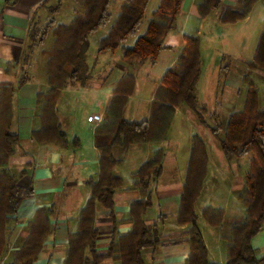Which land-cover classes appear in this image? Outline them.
<instances>
[{
  "label": "trees",
  "instance_id": "trees-1",
  "mask_svg": "<svg viewBox=\"0 0 264 264\" xmlns=\"http://www.w3.org/2000/svg\"><path fill=\"white\" fill-rule=\"evenodd\" d=\"M49 0H43L41 5ZM258 0H240L238 12L225 9L221 21L225 24L242 20ZM183 0H160L159 6L149 19L146 31L139 36L131 49L123 50L122 61L130 66L153 62L163 49V40L175 27V22ZM222 0H201L198 6L201 17H206L217 9ZM80 10L66 25H56L53 18L43 26L39 35L30 30V38H37L39 46L51 34L52 45L42 52L47 56L45 64L48 94L37 100L39 128L31 137L43 144L54 143L62 148L77 146L78 139L66 141L56 119L55 104L63 89L80 79L86 68L85 54L89 37L103 28L111 18L108 12L111 0H78ZM149 0H124L120 12L107 35L100 40L97 54L115 52L129 37L136 35L145 18ZM57 7L54 10L56 11ZM53 13V12H52ZM33 27V26H32ZM31 27V29H32ZM32 31V32H31ZM200 40L198 37H185V46L178 57L177 64L168 69L155 91L149 117L140 123L126 122L123 110L135 86L133 75L118 80L113 95L104 111V120L97 125L95 144L99 150L97 180L87 181L90 197L78 213L76 231L68 237V248L64 264H102L112 259L119 264H145L143 252H154L162 243L161 225L165 217L146 225L143 217L151 207V186L162 173L165 158L162 149L156 150L152 158L142 164L134 173V188L139 190L142 199L130 205L129 219L132 229L124 235H112L105 253L96 250L98 232L95 228V208L102 206L113 219V196L121 187V178L113 173L120 163L112 155L113 148L123 152L134 144L162 142L167 139L176 108H189L198 123L208 129L217 141L227 162L250 155L243 187L238 199L245 207L246 216L241 223L233 224L227 238V261L225 264H264V256H259L252 247L251 240L264 227V109L259 106L258 89L248 76L243 77L244 104L238 112L229 116L225 127L206 124L204 108L198 105L194 88L200 74ZM250 70L264 73V28L260 33L254 55L247 63ZM18 85L28 80L26 74L18 76ZM13 86L0 87V264H33L44 247L48 234L54 232L50 222L53 210L38 209L28 224V236L13 260L4 263L8 249L7 233L17 221V211L25 198L32 196L29 187L23 189L19 178L24 174H13L8 168V159L15 153L19 138L9 131L12 116L11 98ZM42 111V112H41ZM222 133V135H221ZM208 159L203 140L192 136L186 182L180 196L179 206L174 218L180 224H188L187 242L189 256L185 264H218L209 260L207 249L199 228L195 202L207 173ZM145 198V199H144ZM223 213L220 209L207 207L203 217L210 226L221 224Z\"/></svg>",
  "mask_w": 264,
  "mask_h": 264
},
{
  "label": "crops",
  "instance_id": "crops-1",
  "mask_svg": "<svg viewBox=\"0 0 264 264\" xmlns=\"http://www.w3.org/2000/svg\"><path fill=\"white\" fill-rule=\"evenodd\" d=\"M150 1L151 0H149V3ZM200 1L201 0H183L181 4L175 22V28L178 27V23L180 24L177 35V38H179L177 44L178 48L175 49L177 52L170 51V47L164 45L171 30L164 38L163 49L156 60L153 62L146 60L142 64L130 66L122 61L123 50L131 49L136 39L144 34L148 21L159 6L160 0H155L152 7L148 3L144 18V20L146 19V26L140 30L144 25L143 20L136 35L126 39L115 51L118 54L120 62H123L121 64L125 65L121 74H118L115 78L107 82L109 92L100 97L102 100H105L106 105L101 111L88 110L89 113L86 115L85 120L81 121V124L85 128H89L90 131H85L84 133L76 132L78 136H72L71 139L68 137V132L63 127L59 118L58 106L63 94L62 92L69 86H74L76 84L72 85L71 83V85L69 84L62 90L55 104L56 119L61 126L62 132L65 134L66 141L70 142L73 138H79L77 146L62 148L54 143L43 144L31 137V133L36 131L40 125L37 116V100L48 90L45 75L47 56L43 53L49 50L53 41L52 35L49 34L42 45H34L33 47L31 45V27L35 24H39V21H43L41 25L46 23L47 18L45 19L43 16H38V13L41 12L40 10L45 6L41 5L43 0H0V87L2 84H8L15 89L11 98L12 116L9 131L16 134L19 138L18 144L15 147V153L8 159L7 168L15 175L24 172L19 178L18 184L23 189L30 187L33 191L32 196L22 201L17 211V221L11 226L7 233L8 247L12 252V259L9 262L13 260L15 251L19 250L23 240L28 236L29 231L27 226L32 221L35 212L41 208H50L53 210L50 222L55 230L45 238L44 247L33 264H64L68 248V237L76 231L78 213L90 197V188L87 186V181H89V179L93 182L97 180V161L99 157V150L95 144L97 125L87 123L86 118L91 114H101L104 118V111L109 99L113 95V88L118 80L126 75H133L135 77V73L143 67L145 68L146 65L157 64L161 58V54H163L162 52L167 48L169 53L172 54L164 61L165 70L157 78V82L156 80L153 82L152 93L147 103L145 102L147 106L137 103L136 108L132 109V111L129 109L130 102L136 89L134 86V91L123 110L122 116L126 122L140 123L145 121L150 115L151 103L154 99L155 91L160 85L166 71L177 64L178 57L185 46V37L187 36L198 37L200 40V74L196 85L199 83L203 74L201 35L206 28L211 30L212 26H217V30L220 34L216 35H220V41L224 45L223 50H221L219 54L223 59L228 60L229 65L220 66L221 61L218 59V55H215L211 65L215 68L216 75H218L220 71V75L223 72L225 76L223 79H216L213 81V84L215 88H219L221 82V93L223 96L220 101L216 99L217 95L213 97L210 105L212 107L204 109V112H207L208 120H205V117H203L206 124L210 127H213L209 123L210 119L216 122V124L221 125V127H225L229 116L234 112L240 111L243 107L245 98V87L242 83L243 77H250L256 84L255 75L258 74L257 72L263 73L260 70H250L247 63L251 61L254 55L260 33L264 28V0H258L251 11L242 20L229 24H225L221 21L222 13L225 9L238 12L241 8L240 0H222L218 7L220 8V12L213 18V12L218 8L208 16L201 17L198 10ZM120 6L119 3V5L115 7L116 10L114 14H111V18L107 24L89 37L90 48L92 37L97 35L95 39L96 53L100 40L107 35L108 31L113 26L120 12ZM259 6H261L260 10L262 12L256 17L254 14ZM79 8H74L71 12L56 10L55 15L51 17L56 23L55 26L59 24H68L74 16L77 15L80 10ZM149 10H151L150 18H147L146 13ZM51 18H49V20ZM235 26H239L241 35L236 36L226 32L230 31V28ZM246 29L248 33L252 34L242 35L245 33ZM223 30H226L225 34L222 33L224 32ZM102 31L103 33L100 34ZM226 57H229V59ZM21 73L26 74L28 80L18 85V76ZM77 85L81 84L77 83ZM85 85L92 86V84L89 83ZM261 108L264 109V107ZM194 118L195 115L189 108L180 106L175 110L165 141L134 144L125 152L119 148H113L112 155L115 159L120 161V163L114 167L113 173L121 178V187L116 190L113 196L114 204L112 216L114 222L108 211L102 206L97 205L95 208L94 223L98 232L96 250L99 253H105L112 240L113 234L124 235L131 231L132 222L129 219L130 205L132 202L143 198L139 190L133 187L136 182L134 173L142 164L152 158L156 150L162 149L165 154L162 173L159 179L151 186V207L146 212L143 220L146 225H151L157 221L158 216L165 217L161 225L163 241L154 252L150 250L143 252V259L145 264H185L190 252L187 242V229L189 225L180 224L175 220L174 215L177 212L180 196L186 182L191 139L192 136L196 134H194L193 128L190 126L186 128V150L181 153L178 163L177 160L179 155L172 150L169 151L167 144L170 143L172 126L177 119H179L182 125L191 122L193 127L195 122ZM199 125L202 126L201 124ZM203 128L210 134L208 129L205 127ZM210 136L217 143L211 134ZM199 137L203 140L201 136ZM85 140H89V153L83 156L75 155V150L83 148ZM205 148L208 168L200 194L195 202V211L198 215L197 227L205 243L209 260L213 263L225 264L227 261L226 245L227 238L230 235V228L233 224L241 223L246 216L245 207L238 199V194L243 187L244 175L247 172L248 163L246 162L245 166L242 165V161H240L242 162L241 164L237 162L234 165L222 162L215 163L209 154L208 145L205 144ZM221 154L223 155L222 152ZM172 161V165L174 166L173 169H175V166H178L177 173H170L168 180H165L167 164ZM153 194L154 198L152 196ZM57 198H60V207L54 204L53 199ZM61 202H63V204H61ZM69 203H75V211L69 209L70 214H67L65 207H67ZM63 205L64 208L62 207ZM154 205L156 206L155 212L153 211ZM207 207L220 209L222 211L223 216L220 226H210L204 219L203 211ZM263 231L264 227L262 231L251 240V245L256 249L257 254L259 247L256 246L255 238ZM5 258H7V256ZM104 263L119 264L112 259H105L102 264Z\"/></svg>",
  "mask_w": 264,
  "mask_h": 264
},
{
  "label": "rangeland",
  "instance_id": "rangeland-1",
  "mask_svg": "<svg viewBox=\"0 0 264 264\" xmlns=\"http://www.w3.org/2000/svg\"><path fill=\"white\" fill-rule=\"evenodd\" d=\"M124 1L122 0H111V4L109 5L108 12L110 14H114L115 7L117 5H122ZM155 0H151L149 5H154ZM43 9H41L40 13H38V16H43L46 19V22L55 15V12L52 11L57 7V10L61 12H71L74 8H79L78 0H49L45 4H43ZM261 6L257 8L255 11L256 17L261 14L260 10ZM80 9V8H79ZM151 9V8H150ZM53 12V13H52ZM220 12V8L215 10L213 12V16H217V14ZM151 10H149L146 13V17L150 18ZM262 16V15H260ZM254 17V16H253ZM43 21H39V24H35L32 27L33 34L39 35L43 26L41 25ZM178 27H174L169 34L165 46L170 47V51L177 52L175 50L177 47V44L179 42V38H177L178 31H179V23L177 24ZM146 26V19L144 20V25L141 27L140 30H142ZM208 29V30H207ZM225 29V28H222ZM31 31V32H32ZM224 31V30H223ZM226 31V30H225ZM225 31L222 32L225 34ZM250 31V29H249ZM212 32V33H211ZM232 35L239 36L241 35V30H239V26H235L233 28H230V31H226ZM103 33L100 32V34ZM221 33V34H222ZM220 34L217 30V26L211 27V30L209 28H206L202 35V57H203V74L202 77L199 80V83L196 85L194 94L197 98L198 105L201 108L209 109L212 106V99L215 95H217L216 99L220 101L222 99V93H221V82L219 84V88H215L213 81L216 79H223L225 76V73L218 72V75H216L215 68L211 65L212 61L215 57V55H218V59L221 61L220 66H227L229 65L228 60L223 59V57L219 54L221 50H223V43L220 41ZM251 35L252 33H248L247 29L245 33L242 35ZM97 38V35L93 36L91 39V47L86 51L85 54V64L86 68L84 72L81 74V77L76 82L72 83L76 84L74 86H69L66 88L65 91L62 93L61 100L59 102L58 106V115L62 122L63 127L68 132V137L71 139L72 136H78V133L76 132H82L90 131L89 128H85L81 121L85 120L86 115L89 113V111H101V109L106 105L105 100H102L101 95H105L107 92H109V87H107V82L115 78L118 74H121L123 72V67L125 64H121L123 62H120V59L118 58L117 52L114 53H103V54H97L95 52L96 45H95V39ZM37 38L35 37L33 40H31L32 47L35 45L37 46ZM52 45V44H51ZM50 49V48H49ZM168 49V48H167ZM165 49L161 54V58L157 64H148L146 67L139 70L137 73H135V91L133 98L130 102L129 109L132 111V109L136 108L137 103L145 104L147 103L148 98L150 97L152 93V85L154 80L157 82V78L161 75V73L165 70V63L167 57L172 55L169 53V50ZM229 59V57H226ZM126 67V66H125ZM258 74L255 75L256 84L259 90V103L260 107H264V74L261 72H257ZM81 84V85H77ZM86 83L92 84L91 85H85ZM96 83V84H94ZM71 85V84H70ZM48 94V90L46 91ZM45 93V94H46ZM234 99V98H233ZM146 105V104H145ZM147 106V105H146ZM42 112V111H41ZM39 113V111H37ZM207 112L203 113V116L205 117V120H208V116L206 114ZM101 115V114H100ZM102 116V115H101ZM66 117V118H65ZM225 117V116H224ZM223 117V118H224ZM103 118V116H102ZM104 120V118H103ZM102 120V121H103ZM139 120V119H138ZM194 124L193 127L191 125V122H188L184 125H182L177 119L172 126L171 134H170V143L167 144V147L169 151H173L179 155V158L177 160V163L180 160L181 153L185 152V134H186V128L191 127L193 128L194 134L201 136L203 138V141L206 145H208L209 148V154L215 163H230V165H234L237 162L245 166L246 162L248 163V160L250 158V155L245 156L243 159H234L231 162H227L223 155L221 154L219 150V145L211 138L210 134L202 127L200 126L196 119L194 118ZM223 122V120H222ZM211 126H215L216 122H214L212 119L209 121ZM75 134V135H71ZM78 138V137H77ZM69 139V140H70ZM79 139V138H78ZM89 140L84 141L83 148L79 150H75V155H87L89 152ZM121 150V149H120ZM113 151V149H112ZM242 161V162H240ZM172 162H169L167 164L166 172H165V180H168V177L170 173H177L178 166H175V169H173ZM154 198V194L152 195ZM54 204L58 207L61 205L59 204L60 198L53 199ZM64 201V200H63ZM63 204V202H61ZM75 203H69L67 207H65V210L67 214H70L69 209L72 211H75ZM64 208V205L62 206ZM60 209V208H59ZM154 212L156 211V206L154 205ZM256 246L259 247L258 254L259 256H264V231L260 233L256 238ZM255 245V244H254ZM11 249H7V252L4 256L5 263H8L12 259V252ZM10 253V254H9ZM7 256V258H5ZM105 264V263H104Z\"/></svg>",
  "mask_w": 264,
  "mask_h": 264
},
{
  "label": "built area",
  "instance_id": "built-area-1",
  "mask_svg": "<svg viewBox=\"0 0 264 264\" xmlns=\"http://www.w3.org/2000/svg\"><path fill=\"white\" fill-rule=\"evenodd\" d=\"M103 118L100 114H91L87 116L86 121L92 125H98L102 122Z\"/></svg>",
  "mask_w": 264,
  "mask_h": 264
}]
</instances>
